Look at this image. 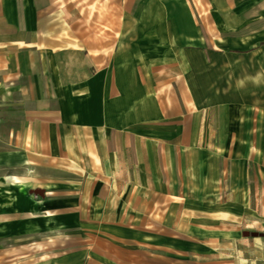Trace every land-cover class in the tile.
<instances>
[{
  "label": "crops",
  "instance_id": "obj_1",
  "mask_svg": "<svg viewBox=\"0 0 264 264\" xmlns=\"http://www.w3.org/2000/svg\"><path fill=\"white\" fill-rule=\"evenodd\" d=\"M233 144L264 145V0H0V258L40 255L60 206L73 222V190L43 197L59 170L94 207L125 193L147 227L136 210L177 191L164 178L187 146L206 178L212 146ZM118 175L129 183L108 185Z\"/></svg>",
  "mask_w": 264,
  "mask_h": 264
},
{
  "label": "rangeland",
  "instance_id": "obj_2",
  "mask_svg": "<svg viewBox=\"0 0 264 264\" xmlns=\"http://www.w3.org/2000/svg\"><path fill=\"white\" fill-rule=\"evenodd\" d=\"M189 148L186 169H180L177 177L164 178L173 184L166 187L177 191L148 194L151 207L136 210L139 217L148 216L147 227L132 224L135 210L127 201L120 207L119 197L125 193L108 191L110 208L94 207L97 194L82 192L83 178L59 170L57 193L48 184L43 197L64 199L66 189L73 190V222H65V208L60 206L57 230L51 238L43 236L40 255L7 256L0 258V264H127V256L135 251H151L154 264H264V193L260 192L264 145L212 146L217 160L214 175L206 178L198 175ZM168 153L182 157L181 152ZM59 167L72 168L61 163ZM110 181L127 185L129 178L107 177L108 185ZM47 190L53 193L46 194ZM144 228L146 236L141 237L140 231L135 235L136 229Z\"/></svg>",
  "mask_w": 264,
  "mask_h": 264
}]
</instances>
